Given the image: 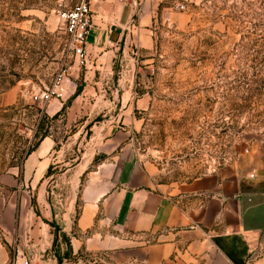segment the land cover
Wrapping results in <instances>:
<instances>
[{
	"label": "rangeland",
	"instance_id": "374dc122",
	"mask_svg": "<svg viewBox=\"0 0 264 264\" xmlns=\"http://www.w3.org/2000/svg\"><path fill=\"white\" fill-rule=\"evenodd\" d=\"M55 6L56 0H0V236H14L12 261L20 223L41 214L36 191L84 184L83 178L75 183L68 168L82 158L95 124L121 122L124 86L132 93L124 124L132 152L154 163L165 181L213 173L247 147L264 149V0L164 3L152 47L116 55L111 81L100 86L109 95L100 100L76 97L85 67L69 51L63 24L47 27ZM34 9L46 14L33 17ZM62 74L61 96L37 98ZM52 101L59 110L50 114ZM47 134L56 140L54 164L37 184L25 163ZM60 194L50 193V200L64 206L69 197ZM52 221L68 251L60 222Z\"/></svg>",
	"mask_w": 264,
	"mask_h": 264
},
{
	"label": "crops",
	"instance_id": "0c3cea01",
	"mask_svg": "<svg viewBox=\"0 0 264 264\" xmlns=\"http://www.w3.org/2000/svg\"><path fill=\"white\" fill-rule=\"evenodd\" d=\"M74 1L56 0L48 29L65 28L59 13L80 0ZM89 1L90 61L77 75L83 86L78 100L106 98L100 86L111 81L116 55L151 48L160 8L184 0ZM35 11L33 17L46 14ZM122 90L121 122L95 124L82 158L68 168L75 183L83 178L84 184L74 191H36L41 214L34 212L31 224L20 223L17 252L30 264H264L263 147H247L233 164L213 173L165 181L154 163L132 152L124 125L132 93ZM47 110L52 114L59 107L52 101ZM55 146L47 134L28 154L26 172L37 184L50 175ZM61 192L69 197L66 204H53L50 193ZM53 219L61 224L58 233L67 237L68 251L48 222ZM13 240L12 233L5 241L0 236V264L12 261Z\"/></svg>",
	"mask_w": 264,
	"mask_h": 264
},
{
	"label": "built area",
	"instance_id": "2783aa9c",
	"mask_svg": "<svg viewBox=\"0 0 264 264\" xmlns=\"http://www.w3.org/2000/svg\"><path fill=\"white\" fill-rule=\"evenodd\" d=\"M60 17L64 20L67 33V46L69 51L76 57L78 64L87 67L89 64V54L87 50L88 36L92 26V9L89 0H80L72 7L60 12ZM66 78L62 74L57 84L52 88L45 89L40 97L50 100L62 94L61 84ZM11 264H30L28 258L21 253H17Z\"/></svg>",
	"mask_w": 264,
	"mask_h": 264
},
{
	"label": "trees",
	"instance_id": "16d2710c",
	"mask_svg": "<svg viewBox=\"0 0 264 264\" xmlns=\"http://www.w3.org/2000/svg\"><path fill=\"white\" fill-rule=\"evenodd\" d=\"M44 136H45V135H44ZM36 146H37V145H36ZM36 146H35V147H36ZM35 147H34V148H35ZM34 148H33V149H34ZM33 149H32L30 152H32ZM30 152H29V153H30ZM51 168H52V165L50 166V168H49V170H48V173H47L48 175L51 173ZM48 222H49V223L52 225V227H54L55 229L58 228V227H56V223H55L54 221H48Z\"/></svg>",
	"mask_w": 264,
	"mask_h": 264
}]
</instances>
